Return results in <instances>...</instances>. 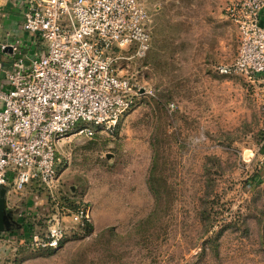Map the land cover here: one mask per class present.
Returning <instances> with one entry per match:
<instances>
[{
	"label": "rangeland",
	"instance_id": "rangeland-1",
	"mask_svg": "<svg viewBox=\"0 0 264 264\" xmlns=\"http://www.w3.org/2000/svg\"><path fill=\"white\" fill-rule=\"evenodd\" d=\"M14 1L0 12V40L8 29L23 35L16 21L5 28ZM143 1L151 47L142 58L125 52L119 67L156 97L140 99L114 133L62 143L51 188H7L16 229L0 232V264H264L263 108L241 77L217 70L238 53L231 0ZM79 207L90 212L84 224L71 218ZM56 218L61 244L31 240H46ZM222 228L219 255L199 256Z\"/></svg>",
	"mask_w": 264,
	"mask_h": 264
},
{
	"label": "built area",
	"instance_id": "built-area-1",
	"mask_svg": "<svg viewBox=\"0 0 264 264\" xmlns=\"http://www.w3.org/2000/svg\"><path fill=\"white\" fill-rule=\"evenodd\" d=\"M6 1L0 0V12ZM14 6L32 43L10 31L0 40V53L8 56L0 62V188L19 191L33 182L51 188L62 143L110 133L140 99L156 97L119 67L125 52L148 53L151 15L143 0H15ZM263 11L264 0L230 1L226 12L238 29V53L217 70L241 77L264 114ZM71 218L84 224L90 212L79 207ZM64 234L56 218L46 240H31L57 247Z\"/></svg>",
	"mask_w": 264,
	"mask_h": 264
},
{
	"label": "trees",
	"instance_id": "trees-1",
	"mask_svg": "<svg viewBox=\"0 0 264 264\" xmlns=\"http://www.w3.org/2000/svg\"><path fill=\"white\" fill-rule=\"evenodd\" d=\"M119 124H120V122L117 124V126L115 127V129L112 131V133H114L115 131H116V129L118 128V126H119ZM154 167V166H153ZM155 169H156V167H155ZM156 177V174H155V170H154V168H153V171H152V174H151V177H150V179H149V181H150V183H151V188L154 190V187H153V185L152 184H154V178ZM155 193L157 194V195H159L160 194V190L159 189H155ZM158 199V198H157ZM158 201V200H157ZM160 203H157V206L159 205ZM154 215V211L149 215V217H148V219H151V217ZM211 217L210 216H206V213H203V215H202V218H201V220L206 224H208V223H210L211 221V219H210ZM26 226H28V224L26 225ZM30 226L31 227H28V229H29V231L31 230V229H33V225L30 223ZM11 229L12 230H15L16 229V226L15 225H13V226H11ZM27 229V228H26ZM224 228H222V229H220L216 234H214V235H212L209 239H207L206 241V245L205 246H203V249H202V252H200L199 253V256H202V255H204L205 253H206V251H207V249L209 250V251H211V253L212 254H214V255H219V247H220V238H221V236H222V233H223V230ZM8 230H10V229H8ZM17 232V231H16ZM62 242H60V244H61ZM209 246V247H208Z\"/></svg>",
	"mask_w": 264,
	"mask_h": 264
},
{
	"label": "crops",
	"instance_id": "crops-1",
	"mask_svg": "<svg viewBox=\"0 0 264 264\" xmlns=\"http://www.w3.org/2000/svg\"><path fill=\"white\" fill-rule=\"evenodd\" d=\"M6 3H7V1H6ZM8 5H6V4L3 5V8L2 9L3 10H6ZM15 8L16 9H14V7L12 6V4L10 3V6L8 7V9H9L8 11L13 10L15 12L12 11L13 13L12 12L7 13L8 14V18H6L4 20L5 28H8V26L11 25L12 21H16L18 23V27H17L18 30L19 31H23L22 30V27H21L22 21L20 22V20L22 18V16H21L22 10L18 6H16ZM5 14H6V12H5ZM19 18H20V20H19ZM262 22L264 23V11H263V14H262ZM2 24H3V22H2ZM2 24H1V26H2ZM7 31H10V29H8ZM22 33H23L22 36H18L16 38H22L27 44H31L32 43V39L30 38V36H28V34H26L25 32H22Z\"/></svg>",
	"mask_w": 264,
	"mask_h": 264
},
{
	"label": "water",
	"instance_id": "water-1",
	"mask_svg": "<svg viewBox=\"0 0 264 264\" xmlns=\"http://www.w3.org/2000/svg\"><path fill=\"white\" fill-rule=\"evenodd\" d=\"M11 211L8 208L7 188H0V232L8 230L7 223L13 226ZM11 229V227L9 228Z\"/></svg>",
	"mask_w": 264,
	"mask_h": 264
}]
</instances>
